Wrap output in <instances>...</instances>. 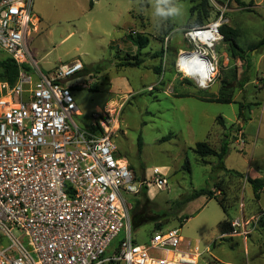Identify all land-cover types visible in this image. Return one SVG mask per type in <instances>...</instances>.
I'll return each mask as SVG.
<instances>
[{"label":"rangeland","instance_id":"rangeland-1","mask_svg":"<svg viewBox=\"0 0 264 264\" xmlns=\"http://www.w3.org/2000/svg\"><path fill=\"white\" fill-rule=\"evenodd\" d=\"M90 2L33 0L39 23L27 48L42 70L79 59L85 79L78 83L85 81L86 88L72 90L81 112L75 120L89 124L93 112L119 111L117 156L139 181L142 175L152 183L158 176L166 180L161 189L146 187V206L166 217L133 230L134 240L146 242L153 229H178L182 249L186 243L191 250L198 247L197 264H264V190L256 200L246 182L264 180V46H258L264 38V0H171L180 11L168 17L155 14V0H146V7L140 6L143 0H92V7ZM220 17L234 30L244 60L232 57L221 39L213 48V82L201 89L175 67L180 52L193 49L183 30ZM129 35L147 38V46L138 50ZM135 62L136 67L126 66ZM223 141L225 168L241 176L218 172L216 157L200 158L193 151L198 142L218 151ZM198 189H209L213 199L202 196L175 207ZM139 194L135 200H141ZM216 201L226 220L249 222L245 235L241 227L219 232L223 213Z\"/></svg>","mask_w":264,"mask_h":264},{"label":"built area","instance_id":"built-area-1","mask_svg":"<svg viewBox=\"0 0 264 264\" xmlns=\"http://www.w3.org/2000/svg\"><path fill=\"white\" fill-rule=\"evenodd\" d=\"M38 23L33 0H0V73L5 59L18 69L13 85L0 79V264H197L198 247L182 249L178 229L134 240L135 196L151 184L161 189L166 180L141 182L117 156L119 111L93 112L89 124L75 120L81 112L72 90L86 88L78 83L84 65L75 59L40 69L27 48ZM221 25L222 17L183 30L193 49L181 51L175 67L201 89L214 77L200 86L185 70V55L203 54L207 72L215 73ZM231 226L245 235L250 224L239 217Z\"/></svg>","mask_w":264,"mask_h":264},{"label":"trees","instance_id":"trees-1","mask_svg":"<svg viewBox=\"0 0 264 264\" xmlns=\"http://www.w3.org/2000/svg\"><path fill=\"white\" fill-rule=\"evenodd\" d=\"M92 6H93V2L91 0L90 7ZM140 6L146 7L147 6L146 0H143ZM219 33L222 36V43L229 47L232 57H236V58L244 60V51L237 44L236 34L234 30L227 27L226 25H221L219 28ZM126 38L133 45H135L138 50L145 48L148 44V39L145 37H139V36L132 37L129 35ZM258 46L259 47L264 46V38L260 41ZM138 64H139L138 62H135L133 64L127 63L126 66L136 67ZM17 70H18L17 66L11 59L3 60L1 62L2 72L0 73V79L3 81H6L10 85H13L17 77ZM84 70L81 73L82 76H84ZM87 73H90V72L87 71ZM212 102L226 103V104L229 103L228 101H219V100H214ZM220 125L223 126L221 122H220ZM138 146L139 147L141 146L140 141L138 143ZM193 151L200 158H204L208 156L216 157L217 163L213 168L217 170L218 172L223 171V172L231 173L233 175L241 176V174H238L237 172H234L232 170L231 171L227 170L225 168L224 160L228 153V144L225 141H223L220 144L218 151H215L212 148H210L205 142L196 143ZM246 182L249 184V186L252 189V194H253L254 199L259 200L260 192L264 190V180L260 178H246ZM139 195H141V200L134 201L133 208L131 211V227L133 230H137L139 227L146 225V224L147 225L153 224L166 217V214L158 213L156 210L146 206V202L148 201V198H147V189L145 186L141 189V192ZM202 196L206 197L207 199H213L212 194L209 191V189L193 190L190 194H188L187 196H185L184 198L176 202L175 207L179 208L182 205H185ZM217 203L220 206L222 213L224 214V219L218 223L217 229L219 230L221 234H231L232 232H234V229L231 226V221H228L225 219V212L223 210V207L220 204V202H217ZM188 218L189 217H186L185 221ZM158 230H161V229L159 228L153 229L152 231H158Z\"/></svg>","mask_w":264,"mask_h":264},{"label":"bare ground","instance_id":"bare-ground-1","mask_svg":"<svg viewBox=\"0 0 264 264\" xmlns=\"http://www.w3.org/2000/svg\"><path fill=\"white\" fill-rule=\"evenodd\" d=\"M185 56H186V59L184 61V64H186L185 70L189 72V75L190 74L194 75L200 86L204 85V81L207 80L208 77H214V72L211 74L207 72L206 69L207 64L203 54L193 51Z\"/></svg>","mask_w":264,"mask_h":264},{"label":"clouds","instance_id":"clouds-1","mask_svg":"<svg viewBox=\"0 0 264 264\" xmlns=\"http://www.w3.org/2000/svg\"><path fill=\"white\" fill-rule=\"evenodd\" d=\"M155 14L161 17H168L179 13L178 6L171 5V0H155Z\"/></svg>","mask_w":264,"mask_h":264},{"label":"crops","instance_id":"crops-1","mask_svg":"<svg viewBox=\"0 0 264 264\" xmlns=\"http://www.w3.org/2000/svg\"><path fill=\"white\" fill-rule=\"evenodd\" d=\"M111 88H112V83H111ZM196 200H197V199H195V200H193V201L187 203V205H188V204H192V203L195 202ZM208 200H211V199H208ZM189 218H190V217H189ZM189 218H188V219H189ZM188 219H187V220H188ZM223 219H224V214H223ZM187 220H186V221H187ZM221 221H222V220H221ZM217 225H218V224H217ZM144 243H145V242H144Z\"/></svg>","mask_w":264,"mask_h":264},{"label":"water","instance_id":"water-1","mask_svg":"<svg viewBox=\"0 0 264 264\" xmlns=\"http://www.w3.org/2000/svg\"><path fill=\"white\" fill-rule=\"evenodd\" d=\"M140 181L144 182V175L141 176Z\"/></svg>","mask_w":264,"mask_h":264}]
</instances>
